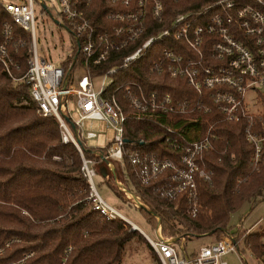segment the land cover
<instances>
[{"label": "built area", "instance_id": "obj_1", "mask_svg": "<svg viewBox=\"0 0 264 264\" xmlns=\"http://www.w3.org/2000/svg\"><path fill=\"white\" fill-rule=\"evenodd\" d=\"M57 2L59 17L56 19L43 0H0L9 17L0 28V70L12 81L21 79L28 85L35 111L53 117L60 141L75 147L93 209L106 218L118 217L130 229L139 231L159 264H226L222 256L228 252L236 253L245 262L232 231L223 230L215 240L187 249V240L182 236L175 239L162 235L158 217L151 214L156 223L152 227L155 239L150 238L99 196L92 177L96 173L94 165L103 161V180H113L135 206H144L121 187L115 171V165L124 167L123 124L128 118L167 122L163 128L166 140L177 151L175 158L136 152L127 158L135 166L141 182L168 172L175 184L164 193H183L191 215L195 213L197 181H209L213 175L206 166L204 154L212 148L225 123L244 120L242 132L253 149L252 166L264 165V157L260 156L264 136L255 129L256 120L264 117V0H209L203 8L175 14L166 27L143 39L142 35L151 28L147 20L162 18L161 0H109L113 7L104 16L113 24L100 29L89 15L92 0ZM35 8L45 11L76 41L79 65L67 70L59 65L70 51L58 61L38 55ZM13 26L27 36V67L18 78L13 74L18 65L7 49ZM162 37H171L178 43L161 48L149 62V72L183 79L193 89L194 96L173 101L167 92H147L139 83L128 81L121 85L128 109L125 111L114 95L119 86L111 89L112 75L138 59ZM131 44L135 47L128 49ZM113 60L115 64L102 73L90 74L91 66ZM93 77L101 78L96 86L92 83ZM176 120L178 123L173 125ZM92 121L105 122L112 136L103 147L90 146L95 157L85 158L80 143L86 144L87 139L96 136L86 128V123ZM143 209L147 210L145 206ZM252 226L243 231L249 232ZM14 242L18 238L2 242L0 255ZM31 254V251L24 253L12 264H23Z\"/></svg>", "mask_w": 264, "mask_h": 264}, {"label": "trees", "instance_id": "obj_2", "mask_svg": "<svg viewBox=\"0 0 264 264\" xmlns=\"http://www.w3.org/2000/svg\"><path fill=\"white\" fill-rule=\"evenodd\" d=\"M209 0H161L163 15L160 21L148 19L151 28L142 39L167 26L177 13L203 8ZM113 6L109 0H92L89 8L91 22L97 28H108L113 23L105 19V12ZM9 21L0 6V28ZM7 43V49L18 69L19 77L27 67V36L16 26ZM70 37V52L59 65L67 70L81 63L76 51V41ZM2 37L0 35V41ZM178 41L162 37L151 44L138 59L112 75L111 89L125 111L127 104L121 85L128 81L139 83L147 92H167L173 101L194 96L193 89L181 78H169L149 72V62L165 46ZM135 47L131 44L128 49ZM187 54V50L183 51ZM117 62V61H116ZM114 60L90 67V74L102 73L114 65ZM264 105V104H263ZM174 121L172 124H177ZM244 120L225 123L219 130L212 148L205 152L206 166L213 175L209 181L196 183L194 215L188 211L183 193H164L175 182L168 172H161L146 182L136 175V168L128 155L138 153L148 156L175 158L177 151L166 140L163 124L146 117L128 118L123 124L124 167L115 165L119 184L137 197L147 210L139 206L145 221L153 227L158 219L161 234L172 238L208 236L213 240L227 230L228 219L243 203L254 205L262 198L264 190V165L252 166V146L245 140ZM255 129L264 136V117L256 120ZM85 158H94L92 148L80 143ZM264 157V147L260 153ZM80 158L71 143L60 141L58 127L51 116L35 111L28 85L21 79L12 81L0 70V244L11 238L18 242L0 255V264H12L24 253L32 254L23 264H121L128 247L145 248L148 256L159 264L158 258L143 235L130 229L122 219L106 218L92 207L87 198L88 184L80 170ZM105 163L94 165L99 173ZM110 190L123 199V191L111 179H104ZM124 200V199H123ZM212 231L211 234H209ZM240 246L264 264V223L246 234L232 231ZM211 240V241H213ZM133 243V244H132Z\"/></svg>", "mask_w": 264, "mask_h": 264}, {"label": "rangeland", "instance_id": "obj_3", "mask_svg": "<svg viewBox=\"0 0 264 264\" xmlns=\"http://www.w3.org/2000/svg\"><path fill=\"white\" fill-rule=\"evenodd\" d=\"M48 7H50L54 18H58V2L57 0H43ZM35 15V38L36 50L38 55L50 58L53 61L65 57L69 50L70 37L68 32L56 25L53 20L47 15L45 11H39L38 8L34 9ZM100 77H93L92 83L96 86ZM86 128L95 132L96 136L85 141L86 145L91 147L105 146L112 136V130L103 121H92L86 123ZM95 189L99 196L117 212L124 215L139 229L146 233L150 238L155 239V234L152 227L145 221L142 212L135 206L130 198L123 195V199L116 196L108 187L107 183L103 180L100 173H95L92 177ZM131 197V196H130ZM132 198V197H131ZM142 206V205H141ZM144 207V206H142ZM264 223V190L262 198L254 205L250 203H243L236 211L232 212L228 219V231L238 229L242 232L243 229L252 226V230H256L258 226ZM237 224L239 226H237ZM247 232L243 231V234ZM264 242V233L261 236ZM213 240L208 236L191 237L186 242V248L191 249L198 245L205 244ZM133 244V243H132ZM240 249V246H238ZM242 256L245 262L233 252H228L222 256L226 264H262V258H255L247 251H242ZM121 264H154L147 254L145 248H135L134 246L128 247L125 251Z\"/></svg>", "mask_w": 264, "mask_h": 264}, {"label": "water", "instance_id": "obj_4", "mask_svg": "<svg viewBox=\"0 0 264 264\" xmlns=\"http://www.w3.org/2000/svg\"><path fill=\"white\" fill-rule=\"evenodd\" d=\"M77 52H78V46H76V51H75V54H74L73 57L76 56ZM99 173H100L102 176L104 175L105 172H104V168H103V167L100 168ZM211 233H212V231H211L209 234H211Z\"/></svg>", "mask_w": 264, "mask_h": 264}]
</instances>
